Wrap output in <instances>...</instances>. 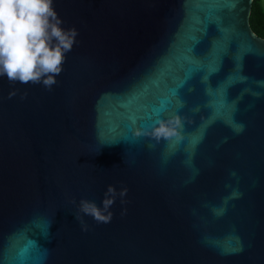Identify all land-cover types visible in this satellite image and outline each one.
<instances>
[{
	"label": "water",
	"instance_id": "1",
	"mask_svg": "<svg viewBox=\"0 0 264 264\" xmlns=\"http://www.w3.org/2000/svg\"><path fill=\"white\" fill-rule=\"evenodd\" d=\"M234 2L53 0L77 33L56 83L0 76V264H264V38ZM193 16L197 61L231 44L186 79ZM174 115L180 139L134 135ZM109 185L108 222L79 211Z\"/></svg>",
	"mask_w": 264,
	"mask_h": 264
},
{
	"label": "clouds",
	"instance_id": "2",
	"mask_svg": "<svg viewBox=\"0 0 264 264\" xmlns=\"http://www.w3.org/2000/svg\"><path fill=\"white\" fill-rule=\"evenodd\" d=\"M61 25L53 0H0V76H6L10 83H42L48 88L55 84L77 34L75 29L65 30ZM182 127L181 117L174 115L159 120L151 129L136 128L134 135L180 139ZM125 192L117 193L109 185L102 206L82 198L79 211L98 223L108 222L116 196Z\"/></svg>",
	"mask_w": 264,
	"mask_h": 264
},
{
	"label": "snow or ice",
	"instance_id": "3",
	"mask_svg": "<svg viewBox=\"0 0 264 264\" xmlns=\"http://www.w3.org/2000/svg\"><path fill=\"white\" fill-rule=\"evenodd\" d=\"M218 7H227V8H235L237 5L234 2V0H223V3H217ZM200 20L193 16L191 18V23L189 25L190 31L192 35L190 36V39L193 41L184 51V53L178 58L181 62H187L191 65H199V67H191L188 69L186 73V79H190L192 76V73L194 71H203L205 68H207V75L213 74V72H218L220 68L222 67V61L225 56L229 54V48L231 41L229 39H224L221 42H219V51L217 55L210 60L209 65H203L201 62L197 61L195 59V52H196V46L201 43V41L195 36V33L198 31H201L200 27L198 25L200 24ZM218 31H220L225 37H227L228 33L232 31V29H226L221 26L220 22L218 21ZM253 51V48L249 42H241L238 45V52L236 56L233 57V60L235 62V69L230 74V76L236 78L233 82H236L237 80L244 79V77L241 74V68H242V62L243 58L246 54ZM264 56V54H262ZM154 83L158 86L159 81H154ZM174 91V90H173ZM235 247V245H234Z\"/></svg>",
	"mask_w": 264,
	"mask_h": 264
},
{
	"label": "trees",
	"instance_id": "4",
	"mask_svg": "<svg viewBox=\"0 0 264 264\" xmlns=\"http://www.w3.org/2000/svg\"><path fill=\"white\" fill-rule=\"evenodd\" d=\"M250 25L257 35L264 38V5L262 0H253Z\"/></svg>",
	"mask_w": 264,
	"mask_h": 264
},
{
	"label": "rangeland",
	"instance_id": "5",
	"mask_svg": "<svg viewBox=\"0 0 264 264\" xmlns=\"http://www.w3.org/2000/svg\"><path fill=\"white\" fill-rule=\"evenodd\" d=\"M262 2H263V5H264V0H262Z\"/></svg>",
	"mask_w": 264,
	"mask_h": 264
}]
</instances>
